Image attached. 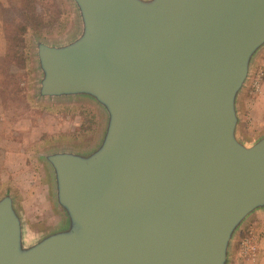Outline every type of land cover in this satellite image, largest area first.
<instances>
[{
    "label": "water",
    "instance_id": "1",
    "mask_svg": "<svg viewBox=\"0 0 264 264\" xmlns=\"http://www.w3.org/2000/svg\"><path fill=\"white\" fill-rule=\"evenodd\" d=\"M71 1L73 35L33 36L36 98L91 103L99 135L39 156L55 227L0 195V264H235L264 214V134L240 130L264 0Z\"/></svg>",
    "mask_w": 264,
    "mask_h": 264
},
{
    "label": "rangeland",
    "instance_id": "2",
    "mask_svg": "<svg viewBox=\"0 0 264 264\" xmlns=\"http://www.w3.org/2000/svg\"><path fill=\"white\" fill-rule=\"evenodd\" d=\"M55 2L62 11L61 19L53 26L32 29L26 37L24 53L28 76L21 87L28 98L26 103L19 105L5 101L1 92L6 71H19L17 65L9 64L7 48L8 39L20 19L21 4L17 0H0V195L10 190L17 197L27 232L32 236L43 234L59 222L52 205L51 177L40 154L68 145H89L98 137L101 126L100 114L87 101L58 104L36 98L39 73L33 55V36L59 41L77 30V12L72 1ZM94 115L96 121L88 124L87 120H92ZM241 116V135L247 142H255L264 134V52L256 60L244 90ZM85 126H89L87 131H83ZM250 240L257 245L258 255L259 247H264V214L249 222L236 247ZM236 247L234 262L243 264L244 259L237 256Z\"/></svg>",
    "mask_w": 264,
    "mask_h": 264
},
{
    "label": "trees",
    "instance_id": "3",
    "mask_svg": "<svg viewBox=\"0 0 264 264\" xmlns=\"http://www.w3.org/2000/svg\"><path fill=\"white\" fill-rule=\"evenodd\" d=\"M21 4L20 19L16 23L14 30L9 37L7 48V60L9 64H15L19 71L13 73L6 71L2 81V96L5 101L16 102L19 105L27 102L28 95L21 87V82L27 79L26 58L24 49L26 37L33 29L53 26L57 19H61L62 11L57 6L55 0H17ZM50 3V6H49ZM96 121L95 115L92 120H87L88 124ZM89 126H85L83 131H87Z\"/></svg>",
    "mask_w": 264,
    "mask_h": 264
},
{
    "label": "built area",
    "instance_id": "4",
    "mask_svg": "<svg viewBox=\"0 0 264 264\" xmlns=\"http://www.w3.org/2000/svg\"><path fill=\"white\" fill-rule=\"evenodd\" d=\"M250 241H244L241 246V253L240 256L243 259H253L256 257V252L258 251L257 245H255L254 242ZM253 244V245H252Z\"/></svg>",
    "mask_w": 264,
    "mask_h": 264
},
{
    "label": "crops",
    "instance_id": "5",
    "mask_svg": "<svg viewBox=\"0 0 264 264\" xmlns=\"http://www.w3.org/2000/svg\"><path fill=\"white\" fill-rule=\"evenodd\" d=\"M259 250L260 251H259L258 255H256L255 258H253V259H244L243 260V262H244L243 264H256L257 262H258L257 264H264V247L262 248L260 246ZM240 253H241V245L238 244V247H236V254H237V256L239 258H242V257H240Z\"/></svg>",
    "mask_w": 264,
    "mask_h": 264
}]
</instances>
